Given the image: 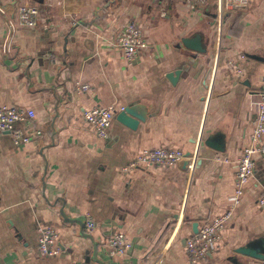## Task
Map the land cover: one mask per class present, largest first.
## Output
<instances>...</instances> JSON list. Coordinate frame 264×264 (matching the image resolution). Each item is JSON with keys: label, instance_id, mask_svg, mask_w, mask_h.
<instances>
[{"label": "crops", "instance_id": "0c3cea01", "mask_svg": "<svg viewBox=\"0 0 264 264\" xmlns=\"http://www.w3.org/2000/svg\"><path fill=\"white\" fill-rule=\"evenodd\" d=\"M23 6L39 10L36 26L19 21ZM128 21L151 47L130 64L115 43ZM263 77L264 0H205L194 10L184 0H0V107L33 110L38 134L16 145L0 133V264H98L93 241L62 208L94 223L83 230L106 264H191L185 242L194 224L199 230L230 207ZM129 105L144 121L132 130L114 117L106 139L83 118L93 106H113L116 116ZM156 148L190 160L122 171ZM262 199L264 156L216 250L195 264H264L235 253L264 241ZM41 227L58 232L59 255L39 254ZM116 233L132 243L123 257L107 253L105 239Z\"/></svg>", "mask_w": 264, "mask_h": 264}, {"label": "built area", "instance_id": "2783aa9c", "mask_svg": "<svg viewBox=\"0 0 264 264\" xmlns=\"http://www.w3.org/2000/svg\"><path fill=\"white\" fill-rule=\"evenodd\" d=\"M157 1V0H155ZM166 4L167 0H158ZM234 5H244L248 0H230ZM189 9H195L203 4L205 0H184ZM161 15L164 13L162 11ZM40 17L36 7L23 6L18 8V19L26 26H36ZM115 43L122 52L127 63H132L141 54L150 52V44L147 41L140 27L132 21L126 22L119 30ZM88 85L76 83V91H88ZM124 110V107L119 109ZM256 116L252 121V131L249 144L243 148L238 160L235 172V190L229 199L230 207L214 220L202 225L197 234L187 238L185 248L191 264L207 258L217 248L228 220L232 217L234 209L240 204L244 194V187L253 176L256 166V158L264 156V77L263 88L258 94L255 102ZM115 108L93 106L83 112V118L96 131L99 139L108 137V128L115 117ZM35 114L33 110L22 109L14 105L0 107V133L11 135L14 143L29 144L38 137L34 130L32 120ZM189 162L190 157L178 150L167 148H156L143 150L138 157L128 162L122 171L127 173L136 169L148 170L150 168H169L179 165L183 160ZM264 205V200H260ZM85 231L92 233L95 225L90 220L84 223ZM38 252L42 257H54L60 254L58 243L59 234L51 227H41L38 230ZM105 245L109 257H123L132 249V243L122 234L116 233L105 239Z\"/></svg>", "mask_w": 264, "mask_h": 264}, {"label": "water", "instance_id": "95a60500", "mask_svg": "<svg viewBox=\"0 0 264 264\" xmlns=\"http://www.w3.org/2000/svg\"><path fill=\"white\" fill-rule=\"evenodd\" d=\"M196 41L186 40L185 45L191 49H194L198 52L204 53L205 49L196 47L195 45ZM180 74V70H177L175 72H172L168 75V78L171 80V82L174 84L177 82L178 77ZM135 105H129L127 107H124L123 111H120L116 114L115 119L117 122L123 124L124 126L128 127L129 129L135 130L140 122L144 121V118L139 115V113L136 112ZM207 145H211L210 142L206 143ZM60 215L68 221L75 222L79 224L81 228V234L89 238L93 241L94 245V253H93V260L96 261L98 264H106L105 262L101 261L97 257V243L93 240V237L90 234L84 233V223L79 220H71L68 219L64 213L63 208L60 209ZM194 232H198L197 225L194 224ZM235 253L238 255H243L247 257H251L254 260L261 261L264 263V241L262 240H255L247 243L245 246L239 247L235 250ZM232 263H237L236 259H230Z\"/></svg>", "mask_w": 264, "mask_h": 264}]
</instances>
